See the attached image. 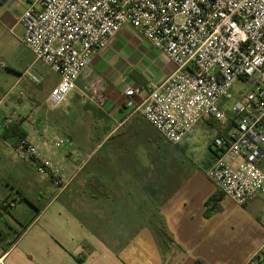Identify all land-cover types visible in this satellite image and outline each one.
Returning a JSON list of instances; mask_svg holds the SVG:
<instances>
[{
    "label": "crops",
    "instance_id": "obj_1",
    "mask_svg": "<svg viewBox=\"0 0 264 264\" xmlns=\"http://www.w3.org/2000/svg\"><path fill=\"white\" fill-rule=\"evenodd\" d=\"M9 2L10 9H19L18 16L5 17L13 31L24 27L19 19L28 4ZM40 62L34 55L27 70L41 76L51 93L60 77L46 76ZM176 69L139 29L125 25L94 56L64 102L71 103L65 112L48 108V97L43 103L36 96L8 97L25 73L15 83L0 82V211L16 202L8 207L11 214L0 217V229L9 241L17 238L7 247L0 243V264H247L260 250L263 230L234 229L248 204L225 196L206 215V202L219 191L207 176L217 150L210 145L198 163L185 153L194 128L173 146L140 110L124 106L127 88L144 89L136 97L140 106L147 89ZM97 80L107 96L104 108L89 99ZM25 114L31 116L24 124L30 140L75 175L62 192L16 156L18 136L4 134L7 117ZM201 123L217 135L227 131L213 120ZM60 138L65 145L58 147Z\"/></svg>",
    "mask_w": 264,
    "mask_h": 264
},
{
    "label": "built area",
    "instance_id": "obj_2",
    "mask_svg": "<svg viewBox=\"0 0 264 264\" xmlns=\"http://www.w3.org/2000/svg\"><path fill=\"white\" fill-rule=\"evenodd\" d=\"M19 0H0L1 3ZM21 42L60 77L47 104L58 108L77 89L79 78L125 25L139 29L154 48L177 66L162 84H153L140 106L142 87L125 90L127 110H140L164 140L178 145L201 121L223 128L213 144L215 163L208 178L236 204L264 197V0H24ZM8 66L0 61V68ZM40 85L43 78L27 70ZM97 80L89 99L104 108L107 96ZM251 86L231 100L234 85ZM15 87L8 97L14 95ZM25 91L17 94L25 98ZM17 105V102L15 103ZM31 116L7 117L4 128L23 130ZM26 131V130H25ZM65 145L58 139L56 146ZM18 158L62 192L74 179L30 138L14 147ZM16 202L9 203L14 207ZM264 244L247 264H261Z\"/></svg>",
    "mask_w": 264,
    "mask_h": 264
},
{
    "label": "rangeland",
    "instance_id": "obj_3",
    "mask_svg": "<svg viewBox=\"0 0 264 264\" xmlns=\"http://www.w3.org/2000/svg\"><path fill=\"white\" fill-rule=\"evenodd\" d=\"M19 4L24 7L27 6V3L24 0H19ZM10 2L0 3V60L5 63L8 68L0 70V82L4 84L8 80H12L15 83L17 80L21 78V76L28 69L27 66L30 65L34 55L32 51H30L20 40L21 35L25 32V27L21 26L18 29L13 31L9 30V26L7 21H5V17L8 16V13H12L11 15L18 16L19 9L14 8L10 9ZM19 7V6H18ZM9 18V17H8ZM42 66L43 71L46 76H54L56 73L52 71L47 65L40 62L39 66ZM33 71V70H32ZM33 73H36L33 71ZM251 90V86L244 82L239 81L234 85L232 91V100L225 99V110L228 112L231 110V103L235 98L239 96L240 93H248ZM20 91H25V100L28 101L30 98L40 100L41 103L50 95L49 88L47 86V82L42 83L40 85H36L31 81V78L28 75H23L21 81L14 89V96L18 94ZM36 100H34L35 103ZM37 104V103H36ZM35 104V105H36ZM70 102L63 103L58 108H52L50 105H47L48 108H51L53 112L67 111L70 107ZM4 108V105H1V109ZM193 140L190 142L189 146H186L185 153L192 160L200 163L203 158H205L210 150L209 146H212L213 150H217L216 146L213 144L214 139L217 135L216 129L206 123H201L196 125L193 129ZM174 146V145H173ZM80 163L77 164L80 165ZM227 210L230 212V215L233 214V209L228 206V202L226 203ZM25 207L24 204L20 206V208ZM245 217L242 216V220H238L236 225H234V229L236 232H243V228L246 225L247 227L253 225L264 231V197H259L258 199L253 200L248 204V207L244 209ZM251 223V224H250ZM240 229V230H239ZM239 230V231H238Z\"/></svg>",
    "mask_w": 264,
    "mask_h": 264
},
{
    "label": "trees",
    "instance_id": "obj_4",
    "mask_svg": "<svg viewBox=\"0 0 264 264\" xmlns=\"http://www.w3.org/2000/svg\"><path fill=\"white\" fill-rule=\"evenodd\" d=\"M225 129L227 130L228 128L226 127ZM4 134H6V135L15 134V135L18 136V141L21 138L27 137V131L23 130L19 125H16V124H11V125L5 127L4 128ZM18 141H17V143H18ZM224 197H225V195L223 194V192L221 190H219L218 193L212 195L208 199V201L206 202V205H207V208H208L207 211H206V215L207 216H210L216 210V208H218L220 202L222 201V199ZM8 207H9V205L7 206L6 204H3L1 206L2 211H0V217L3 215V213L11 214V211L8 209ZM4 236H5V234L0 229V243H4L5 246H6V243H7V246H10V245L14 244V242L17 239V238H15V240L9 241V239L7 237H4ZM196 263L197 264H204L201 261H197Z\"/></svg>",
    "mask_w": 264,
    "mask_h": 264
}]
</instances>
